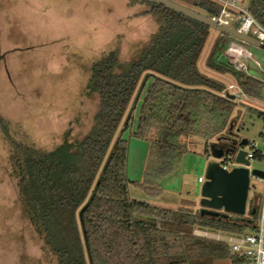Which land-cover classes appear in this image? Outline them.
Returning a JSON list of instances; mask_svg holds the SVG:
<instances>
[{
    "label": "trees",
    "instance_id": "trees-1",
    "mask_svg": "<svg viewBox=\"0 0 264 264\" xmlns=\"http://www.w3.org/2000/svg\"><path fill=\"white\" fill-rule=\"evenodd\" d=\"M146 12L158 23L139 54L120 59L115 47L95 60L86 86L98 109L81 138L69 131L55 147L16 142L9 124L0 127L12 141L9 160L17 179L18 202L53 264H211L240 259L229 244L195 230L237 233L253 227L260 195L250 201L247 216L216 217L194 211L181 200L176 209L130 196L128 161L131 134L149 142L143 177L134 182L149 197L160 196L161 180L181 165L190 138L209 144L233 135L235 99L222 92L226 83L199 68L212 28L203 22L148 0ZM207 16L220 13L214 0H178ZM264 25V0H241ZM232 36L219 33L205 60L208 69L231 76L246 95L261 98L264 82L235 68L226 50ZM253 109V108H251ZM264 121V112L253 109ZM264 153L257 150L255 159Z\"/></svg>",
    "mask_w": 264,
    "mask_h": 264
},
{
    "label": "rangeland",
    "instance_id": "rangeland-1",
    "mask_svg": "<svg viewBox=\"0 0 264 264\" xmlns=\"http://www.w3.org/2000/svg\"><path fill=\"white\" fill-rule=\"evenodd\" d=\"M147 9L138 0H0V53L4 56L0 60V125L1 118L10 125L11 139L50 149L63 140L67 131L74 139L84 136L98 109L97 94L86 92L91 65L115 47L123 61L135 58L159 23ZM218 35L212 29L199 58V68L226 85L237 83L231 76L205 65ZM247 46L253 58L264 64V49L248 43ZM244 61L249 75L264 82V70L254 60ZM246 96L236 99V121L231 130L237 137L255 141L264 153V121L253 110L264 112V90L259 100ZM138 115L139 109L124 132L130 143L131 198L149 199L154 205L173 208L181 199L189 198L198 207H192L194 211L203 208V182L199 177L206 178L208 154L201 138H190V150L181 165L161 180L160 196L149 197L135 185L143 177L149 152L148 141L131 135ZM12 143L0 127V264H53L43 255L42 241L18 202L17 179L9 160ZM218 146H222L221 141ZM244 146L247 151L251 147L249 143ZM251 165L264 170L262 159L251 160ZM250 187L247 208L254 192L261 198L264 195V182L258 178L251 177ZM243 215L247 216L248 211ZM195 233L216 238L215 233L220 232L208 236L197 229Z\"/></svg>",
    "mask_w": 264,
    "mask_h": 264
},
{
    "label": "built area",
    "instance_id": "built-area-1",
    "mask_svg": "<svg viewBox=\"0 0 264 264\" xmlns=\"http://www.w3.org/2000/svg\"><path fill=\"white\" fill-rule=\"evenodd\" d=\"M221 5L219 14L209 16L212 20L219 24L230 26L244 34L253 36L258 40L264 42V25L261 24L250 12L245 2L241 0H214ZM229 60L234 64L235 68L243 71L249 75V68L244 58L254 60L256 66L264 70V64L259 60L253 58L249 52L247 43L241 39L232 36V40L226 50ZM234 95V99L243 100L246 96L242 88L237 83H230L222 92L225 97ZM250 149L247 151L246 158L250 159L248 168L250 172L254 169L251 165V160L255 159L258 144L255 141H249ZM262 160L264 161V155ZM220 164L226 170L238 166L234 159L225 158L220 161ZM251 177H256L259 181L264 182V178L251 174ZM250 177V179H251ZM199 180L206 182L207 178L202 176ZM251 189V187H250ZM249 189V190H250ZM248 202V199H247ZM260 204L258 218L252 222L250 230L237 233H218L217 239L224 240L229 244V252L240 259L238 264H264V195L258 201ZM250 209L247 208L246 212ZM235 214H231L233 217ZM243 216V215H242Z\"/></svg>",
    "mask_w": 264,
    "mask_h": 264
},
{
    "label": "water",
    "instance_id": "water-1",
    "mask_svg": "<svg viewBox=\"0 0 264 264\" xmlns=\"http://www.w3.org/2000/svg\"><path fill=\"white\" fill-rule=\"evenodd\" d=\"M150 2L158 3L166 8L175 10L186 16L194 18L204 24L210 26L219 33L228 34L235 38L241 39L248 44L264 49V42L257 38L244 34L230 26L219 24L212 20L209 16L198 12L197 10L184 5L175 0H148ZM0 53V60L3 58ZM234 99V95L230 96ZM233 124H231L232 129ZM225 137L219 138L217 142L209 144L211 155L223 160L225 157L234 159L238 166L231 170H226L220 164L215 162L209 164L206 171V182L202 187V204L201 212L207 215L216 217H230L231 214L243 215L246 212L248 193L250 189L251 174L264 178V170L254 168L251 172L248 168L250 159L246 158L247 150L243 147H237L236 141L233 142L236 148H223L218 146V142ZM250 140L246 138L241 139V144L246 145Z\"/></svg>",
    "mask_w": 264,
    "mask_h": 264
},
{
    "label": "flooded vegetation",
    "instance_id": "flooded-vegetation-1",
    "mask_svg": "<svg viewBox=\"0 0 264 264\" xmlns=\"http://www.w3.org/2000/svg\"><path fill=\"white\" fill-rule=\"evenodd\" d=\"M241 139L242 138L240 136L237 137L236 134L225 136V138L221 141L222 146H219V147H223V148L233 147V148H236V145L233 144V142L236 141L237 147H243V148L246 149V147L243 144H241Z\"/></svg>",
    "mask_w": 264,
    "mask_h": 264
},
{
    "label": "crops",
    "instance_id": "crops-1",
    "mask_svg": "<svg viewBox=\"0 0 264 264\" xmlns=\"http://www.w3.org/2000/svg\"><path fill=\"white\" fill-rule=\"evenodd\" d=\"M225 137V136H224ZM207 161H206V165L205 166H207V168H208V166H209V164H211V163H215V162H220L221 160H218V159H216V158H214L213 156H210L209 154L207 155ZM206 171H207V169H206ZM200 181V180H199ZM200 182H202V181H200ZM203 184H204V182H203ZM182 200V199H181ZM181 200L179 201V203L178 204H176L175 205V207L173 208V207H165V208H172V209H176V208H179L180 206H181ZM145 201H147V202H150L151 203V201H149V199H146ZM201 205L203 206V204H202V199H201ZM158 206V205H157ZM195 209H197L198 207L196 206V203H195ZM204 207V206H203ZM202 208H199V210H201ZM203 233H207L206 235H208V234H213V233H211L210 231L208 232V231H205V230H203ZM216 235H217V233H215ZM208 236H210V235H208ZM213 238H215V237H213Z\"/></svg>",
    "mask_w": 264,
    "mask_h": 264
}]
</instances>
